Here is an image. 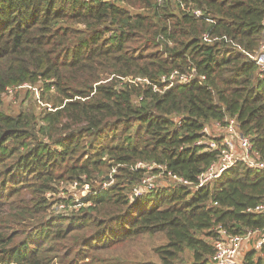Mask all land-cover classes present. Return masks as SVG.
Masks as SVG:
<instances>
[{"label": "trees", "instance_id": "1", "mask_svg": "<svg viewBox=\"0 0 264 264\" xmlns=\"http://www.w3.org/2000/svg\"><path fill=\"white\" fill-rule=\"evenodd\" d=\"M263 21L264 0H0V264H210L220 232L259 236L264 171L243 164L198 192L167 177L130 198L149 176L138 163L195 182L219 160L196 146L218 121L236 119L264 160V78L248 61ZM192 71L206 79L155 91ZM24 86L38 99L8 113ZM74 183L92 193L55 199ZM258 236L241 264H264ZM146 237L167 242L158 261L125 254Z\"/></svg>", "mask_w": 264, "mask_h": 264}, {"label": "built area", "instance_id": "2", "mask_svg": "<svg viewBox=\"0 0 264 264\" xmlns=\"http://www.w3.org/2000/svg\"><path fill=\"white\" fill-rule=\"evenodd\" d=\"M196 14L199 15L200 13ZM248 59L249 62L256 65L260 74L259 77L264 78V36L259 50L256 51L253 55H248ZM205 79V77L198 78V75H196L195 71L184 74L180 72H174L173 74L168 75L162 79L161 83L164 86L163 89H159L157 87L154 88L156 92L164 93L168 89L174 87L176 84L189 85L196 80ZM138 82H146L149 84V82L143 80H138ZM182 120V118H179L176 120V123L181 125ZM225 123L226 124L218 121L211 125L205 126L202 132L204 138L200 139L196 146L204 148L203 150L205 152H219L220 157L218 161L214 162L203 173H201L196 178L195 182H189L183 178L172 175V173L168 172L167 168L162 165L146 163L136 164L134 168H132V170H145L147 171L149 176L142 182V184H139L134 189L133 194L130 198L132 203H135L139 197L144 196L150 191L163 188L164 186L159 187L158 185H156L155 181L158 180L159 182H163L162 180L167 177L171 178L178 184L183 185L184 187L188 188L190 192L194 193L206 188L215 181L219 180L225 173H227L238 164H243L251 170L264 171V160L255 155L251 141L240 133L237 120L234 118H229L225 121ZM212 129L218 130L221 133L212 135ZM115 172L116 171L113 170L112 175ZM110 178H112V176L108 177V179ZM71 186L73 188L80 187L78 183H74ZM106 187L107 186H105V188ZM82 190L83 192H87V196L92 193L89 185H84ZM83 199H81L80 201L75 199L72 200L80 203ZM79 207L80 206L78 205L67 207L66 204H60L58 206L60 211H66L69 208L72 210H77ZM248 212L264 215V204L256 207L254 210L250 209ZM257 236L258 233L251 230L247 231V233L244 235L238 236H230L225 231L220 232V237L215 242L216 252L210 264H241L240 258L242 253L244 252V249ZM258 237L259 238L255 241L254 244L255 248L260 250L264 247V230Z\"/></svg>", "mask_w": 264, "mask_h": 264}, {"label": "rangeland", "instance_id": "3", "mask_svg": "<svg viewBox=\"0 0 264 264\" xmlns=\"http://www.w3.org/2000/svg\"><path fill=\"white\" fill-rule=\"evenodd\" d=\"M233 56L237 55L236 52L232 53ZM35 94V95H34ZM38 99L39 92L36 91V89H31L28 86H24L20 89H13L9 90L7 94L3 97V108L11 114H18L24 107L29 105L32 100ZM221 132L215 129H212L211 134L217 135ZM111 179V178H110ZM110 179L107 180V183H104L105 186H109L113 183V180L110 181ZM110 181V183H109ZM156 185L159 187H163L164 183L159 182L158 180L155 181ZM106 187V188H107ZM87 197V192H83V190L80 187L73 188L72 186L65 185L63 188L59 190V193L56 196V200H59L60 198H65V200L68 199H75L80 201L81 199ZM167 242L163 239H150L148 237L143 238L140 240V242H137L135 245L131 246L127 253H125L127 256H134L137 258L147 259V260H154L158 261V258L154 254L155 248L165 245ZM248 250V246L244 249L243 254L246 253Z\"/></svg>", "mask_w": 264, "mask_h": 264}, {"label": "water", "instance_id": "4", "mask_svg": "<svg viewBox=\"0 0 264 264\" xmlns=\"http://www.w3.org/2000/svg\"><path fill=\"white\" fill-rule=\"evenodd\" d=\"M108 179V178H107Z\"/></svg>", "mask_w": 264, "mask_h": 264}]
</instances>
